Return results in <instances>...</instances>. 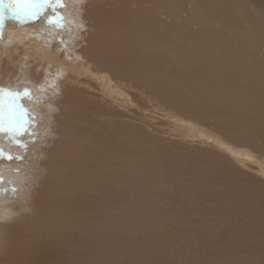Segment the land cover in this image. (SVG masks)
I'll return each instance as SVG.
<instances>
[{"label":"bare ground","instance_id":"obj_1","mask_svg":"<svg viewBox=\"0 0 264 264\" xmlns=\"http://www.w3.org/2000/svg\"><path fill=\"white\" fill-rule=\"evenodd\" d=\"M75 8L66 48L61 26L48 50L33 16L3 20L12 36L0 38V127L11 131L0 132V156L27 159L0 169V264L114 260L109 208L125 206L155 212L130 218L192 245L222 243V259L264 264V0ZM22 99L40 106L23 128ZM167 208L177 215L162 216ZM189 209H205L200 224Z\"/></svg>","mask_w":264,"mask_h":264},{"label":"rangeland","instance_id":"obj_2","mask_svg":"<svg viewBox=\"0 0 264 264\" xmlns=\"http://www.w3.org/2000/svg\"><path fill=\"white\" fill-rule=\"evenodd\" d=\"M77 1L78 0H47V3H45V0H36L31 2L37 7L35 9H30L31 12H35L34 17H29L31 20L30 23L33 22L38 28L40 27L42 29L41 32L45 31L43 33L44 36H39L38 40H44L45 46L47 44L50 45V47H45L46 49L49 50L54 45L53 39L51 40L49 38L53 37L54 30H52V28L57 29V26H61V29H67L66 31L58 33L59 35L57 33L55 34L63 38L65 43L64 48L69 45L71 37L75 35L77 27H79V24L70 14V10L72 13L73 10L76 9L75 4H77ZM41 5L43 6L41 7ZM52 5H55V7ZM40 15H42V19ZM32 18L35 20L32 21ZM38 19L40 21H37ZM9 29L10 27H5L4 25L0 27V38L3 42H9L11 39L12 32ZM38 74L45 78L40 82L39 91H42V94L46 96L48 91L47 88L51 86V82L49 81V73L44 70V63L41 64ZM32 98L35 99L34 97ZM254 99H260V97L254 96ZM254 99L250 98L251 103H260ZM34 103H36V101H34ZM34 103L30 102V99H22L20 105L18 104L17 107H19L21 111L18 114L17 123L21 128L26 126L27 122L31 120L30 117H36L34 109L40 111L39 105H36L35 108H30ZM258 112L259 110H255V114ZM203 122L213 127L215 126L213 121L203 120ZM17 152L18 150L16 152H11L9 155L0 156V169L10 166V164L12 166L13 162L14 164L16 162L21 164L22 160L26 161L27 158L25 154H21L22 152H18L20 153L18 154ZM109 209H112L110 213L112 222L110 226L111 232H108L107 236L110 246H118L119 249L116 254L118 258L114 260L112 258L102 259L101 264H248L246 259L242 257H231L227 260L222 259L220 249L222 250L224 245L218 241L210 240L208 235H206V237L210 242H208L204 236H198L194 242L195 245H192L184 240L177 239L174 236V234L177 233L174 227H170L164 231H159L158 229L153 230L148 222L130 218L134 217V215L144 214L148 217V220L152 222V216L155 215L153 211L126 206ZM204 210L205 209H189L186 211L185 217L193 218L200 224ZM161 213L164 217L170 216L173 218L177 215V211L171 208H167ZM115 215L120 216L121 220H117L114 217ZM260 224L264 228V222ZM222 232L231 234L229 230H223ZM245 236L246 234L240 237L244 239ZM237 239L238 237H233L235 246L239 248L240 245L237 243ZM142 242L147 243V248L138 252V243ZM151 244L153 245L151 246ZM127 254H131V258H129ZM250 261V264H257L253 260ZM79 264L86 263L80 262Z\"/></svg>","mask_w":264,"mask_h":264},{"label":"snow or ice","instance_id":"obj_3","mask_svg":"<svg viewBox=\"0 0 264 264\" xmlns=\"http://www.w3.org/2000/svg\"><path fill=\"white\" fill-rule=\"evenodd\" d=\"M45 3H47V0H45ZM52 6L55 7V5ZM36 7L35 4L31 3V0H0V27H2L3 20L7 16L19 19L23 14H28L34 17V11L26 13L25 10L35 9ZM0 91H3V89H0ZM2 131H11V129L0 127V132Z\"/></svg>","mask_w":264,"mask_h":264}]
</instances>
